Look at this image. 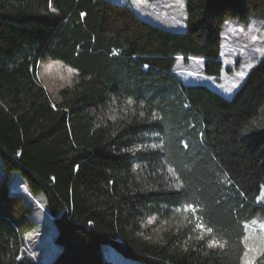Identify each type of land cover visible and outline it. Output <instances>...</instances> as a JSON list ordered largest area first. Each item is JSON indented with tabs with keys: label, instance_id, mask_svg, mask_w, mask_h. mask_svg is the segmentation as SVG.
I'll return each instance as SVG.
<instances>
[{
	"label": "trees",
	"instance_id": "trees-1",
	"mask_svg": "<svg viewBox=\"0 0 264 264\" xmlns=\"http://www.w3.org/2000/svg\"><path fill=\"white\" fill-rule=\"evenodd\" d=\"M186 12L173 32L109 0H0V160L57 232L51 260H36L32 212L5 181L0 264H113L103 245L143 264H243L245 225L264 217V59L232 99L174 66L200 59L219 76L224 26L264 19V0ZM45 59L75 70L56 98Z\"/></svg>",
	"mask_w": 264,
	"mask_h": 264
},
{
	"label": "rangeland",
	"instance_id": "rangeland-1",
	"mask_svg": "<svg viewBox=\"0 0 264 264\" xmlns=\"http://www.w3.org/2000/svg\"><path fill=\"white\" fill-rule=\"evenodd\" d=\"M126 6L138 17L168 31H186V2L187 0H109ZM232 25L226 24L222 31L223 65L219 76L204 74V64L198 61L185 63L177 61L174 75L186 85H204L220 93L227 99H232L237 90L243 85L250 72L264 59V19L252 18L249 24L237 21ZM230 35V42L228 39ZM246 42H242V40ZM228 40V42H227ZM244 73L241 77L239 74ZM75 70L60 61L45 59L40 63L39 79L52 98L58 96L61 88L69 87L73 83ZM5 181L11 186V195L23 200L25 206L31 210V220L35 229L26 237L28 250L36 260L49 261L53 253L52 241L56 236L53 219L47 210L43 196H34L25 185L23 178L15 174L7 180L0 160V185ZM258 202L264 205V187ZM193 212L187 208L179 213L180 219ZM149 220L148 223H151ZM264 217L257 215L247 226L246 234L251 230L264 233ZM154 230L153 232H157ZM104 258L113 264H143L137 260L125 257L109 245L102 246ZM250 255L243 258V264L251 262Z\"/></svg>",
	"mask_w": 264,
	"mask_h": 264
},
{
	"label": "crops",
	"instance_id": "crops-1",
	"mask_svg": "<svg viewBox=\"0 0 264 264\" xmlns=\"http://www.w3.org/2000/svg\"><path fill=\"white\" fill-rule=\"evenodd\" d=\"M228 24L232 25L233 23L230 22ZM229 37H230V35L228 34V39L230 42ZM222 42H223V39H222ZM227 42H228V40H227ZM242 42H246V41L243 39ZM223 53L224 52H223V48H222V51H221L222 60L224 59ZM194 60L198 61L199 63H203V61L200 59H194ZM177 61H184L185 63H189V62L193 61V59H189V60L185 61L182 58H177ZM248 224L245 225V239H244L245 254H244V256L250 255V258L252 260L250 262V264H252L253 261L264 251V233L263 232L261 233L258 230H251L250 232H248V234H246V226Z\"/></svg>",
	"mask_w": 264,
	"mask_h": 264
},
{
	"label": "snow or ice",
	"instance_id": "snow-or-ice-1",
	"mask_svg": "<svg viewBox=\"0 0 264 264\" xmlns=\"http://www.w3.org/2000/svg\"><path fill=\"white\" fill-rule=\"evenodd\" d=\"M239 75L242 77L244 75V73H240ZM189 207H191V206H189ZM262 227H264V225H262ZM208 231H211V229H209ZM248 264H250V262H248Z\"/></svg>",
	"mask_w": 264,
	"mask_h": 264
}]
</instances>
